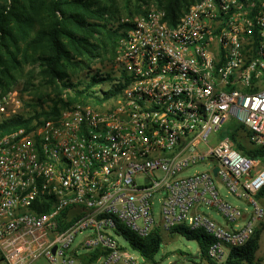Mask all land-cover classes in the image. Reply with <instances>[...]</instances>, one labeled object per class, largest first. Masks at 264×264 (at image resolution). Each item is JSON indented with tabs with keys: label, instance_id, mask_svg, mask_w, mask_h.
Returning a JSON list of instances; mask_svg holds the SVG:
<instances>
[{
	"label": "built area",
	"instance_id": "1",
	"mask_svg": "<svg viewBox=\"0 0 264 264\" xmlns=\"http://www.w3.org/2000/svg\"><path fill=\"white\" fill-rule=\"evenodd\" d=\"M124 22L131 27L112 66L128 79L119 96L10 133L6 122L29 113L17 90L0 96L6 264H85L98 249L101 264H139L120 226L147 237L180 225L214 242L207 258L184 255L176 264H226L264 219L256 198L264 161L238 150L230 135L243 126L245 144L264 148V0H200L174 25L159 7ZM205 161L216 163L211 171L180 176ZM217 180L255 209L228 202Z\"/></svg>",
	"mask_w": 264,
	"mask_h": 264
},
{
	"label": "trees",
	"instance_id": "2",
	"mask_svg": "<svg viewBox=\"0 0 264 264\" xmlns=\"http://www.w3.org/2000/svg\"><path fill=\"white\" fill-rule=\"evenodd\" d=\"M198 1L155 0V3L174 25ZM115 3L116 0H0V96L17 85L27 66L36 67L40 83L36 86L29 79L25 90L47 87L56 93L55 97L48 94L26 103L42 106L45 99L51 102L49 107L36 109L27 118L9 120L2 127L3 133L20 128L31 130L43 119L58 116L71 105L101 104L123 92L128 85L127 77L117 75L113 68L105 70L106 57L109 53L116 56L119 40L131 27L129 22L117 23ZM141 8L139 14H143ZM97 61L101 65L93 69ZM234 128L230 135L238 150L264 161V148L246 145L249 132L243 126ZM256 198H264V190ZM119 229L130 247L146 261H154L163 242L160 229H154L147 237H140L124 226ZM263 232L264 224H260L245 244L232 249L226 264H260L257 252ZM171 233L197 241L200 256L208 257L214 238L205 230L180 225L171 229ZM101 254L99 249L88 253L84 256L85 264L96 263ZM0 264H6L3 257Z\"/></svg>",
	"mask_w": 264,
	"mask_h": 264
},
{
	"label": "rangeland",
	"instance_id": "3",
	"mask_svg": "<svg viewBox=\"0 0 264 264\" xmlns=\"http://www.w3.org/2000/svg\"><path fill=\"white\" fill-rule=\"evenodd\" d=\"M140 6L142 7L141 10L143 11V14L145 12V9L158 7L157 4L155 3V0H142V1L116 0L113 10L116 12V16H117L116 19L118 20L119 18L118 21L116 20L117 23L127 21V19L133 20L136 17L143 15L142 13L140 14L138 13ZM113 56H114L113 54L109 53L108 56L106 57L105 70L110 71L112 69V66L114 65L116 60V56L115 57ZM111 59H113V61H111ZM94 65L96 66L93 69H96L97 66L101 64L99 63V61H97L95 62ZM37 71L38 70H36V67L33 68L32 66H27L19 82L11 90V91L17 90L20 93L24 104V110L29 114L31 112L33 113V111H35L36 109H40L42 107L45 108L49 107L51 102L49 99H45L44 100L45 104L42 106H28L26 103H33V100L37 101L39 96L44 97L49 94L52 97H55L56 95L53 88H47V87L45 88L31 87L28 90H25V88L27 87L26 83L29 79L33 81V83H35L36 86L39 85L40 82ZM241 134L242 136L244 135L243 131H241ZM215 164L216 163L213 161H205L203 163H198L196 165H193L189 169L183 171L180 174V176L191 177L198 173L211 171ZM217 185L219 186V190L222 196L232 205L238 206L241 209H247L249 212L250 211L252 212L255 209L254 204L237 200L232 194L228 193L227 188L219 180H217ZM163 198H164L163 193L157 194L156 197L154 198V213L157 220L160 217ZM257 202L262 208H264V198L257 199ZM201 211L204 212L205 214L213 216L220 223L225 224L223 217L215 209H208L206 207H202ZM260 224H264V219L259 223V225ZM162 237H163L162 246L160 251L156 255L154 261H146V259H144L138 251L130 247V245L125 244L124 241H121V243L124 244L127 250L136 257L139 264H171L179 259H182L184 255L189 254L191 257H196L200 253V248L197 241L188 240L186 237L180 234H173L165 231L164 232L162 231ZM80 238L81 236H79L77 240H79ZM257 260L260 264H264V232L262 234V238L260 241V248L257 252ZM35 264H49V263L44 258H42ZM94 264H101V263L96 262Z\"/></svg>",
	"mask_w": 264,
	"mask_h": 264
},
{
	"label": "water",
	"instance_id": "4",
	"mask_svg": "<svg viewBox=\"0 0 264 264\" xmlns=\"http://www.w3.org/2000/svg\"><path fill=\"white\" fill-rule=\"evenodd\" d=\"M217 173H218V169H216V170L214 171V174H215V175H217ZM193 258H198V256L193 257ZM176 262H177V261H175V262H173V263H171V264H176Z\"/></svg>",
	"mask_w": 264,
	"mask_h": 264
}]
</instances>
